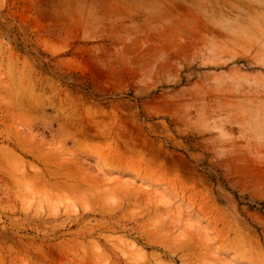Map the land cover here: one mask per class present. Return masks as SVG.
<instances>
[{
	"label": "rangeland",
	"instance_id": "rangeland-1",
	"mask_svg": "<svg viewBox=\"0 0 264 264\" xmlns=\"http://www.w3.org/2000/svg\"><path fill=\"white\" fill-rule=\"evenodd\" d=\"M0 264H264V0H0Z\"/></svg>",
	"mask_w": 264,
	"mask_h": 264
},
{
	"label": "bare ground",
	"instance_id": "bare-ground-1",
	"mask_svg": "<svg viewBox=\"0 0 264 264\" xmlns=\"http://www.w3.org/2000/svg\"><path fill=\"white\" fill-rule=\"evenodd\" d=\"M63 160V159H62ZM61 160V161H62ZM64 162V161H63ZM68 162V161H67ZM66 163V162H65ZM72 163V162H71ZM68 164H69V162H68ZM74 164V163H73ZM67 164H65V166H66ZM70 165V164H69ZM64 166V165H63ZM69 168V167H68ZM64 169V168H63ZM77 178V177H76ZM84 180V179H83ZM79 183V182H78ZM67 184V183H66ZM70 185V184H69ZM66 186V185H65ZM61 188V187H60ZM69 188V187H68ZM66 190V189H65ZM69 191V190H68ZM79 191V190H78ZM75 194V193H74ZM129 195V194H128ZM137 195V194H136ZM141 196V195H140ZM139 196V197H140ZM133 197V196H132ZM136 198V197H135ZM141 198V197H140ZM137 200V199H136ZM122 201H123V198H122ZM138 202V201H137ZM139 203V202H138ZM117 205V204H116ZM188 242V241H187ZM185 245V244H184ZM193 249V248H192Z\"/></svg>",
	"mask_w": 264,
	"mask_h": 264
}]
</instances>
